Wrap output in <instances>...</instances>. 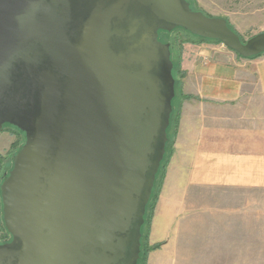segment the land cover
<instances>
[{
  "label": "water",
  "instance_id": "95a60500",
  "mask_svg": "<svg viewBox=\"0 0 264 264\" xmlns=\"http://www.w3.org/2000/svg\"><path fill=\"white\" fill-rule=\"evenodd\" d=\"M183 30L264 54L187 0H0V131L22 134L0 184V264H137L175 97Z\"/></svg>",
  "mask_w": 264,
  "mask_h": 264
},
{
  "label": "crops",
  "instance_id": "0c3cea01",
  "mask_svg": "<svg viewBox=\"0 0 264 264\" xmlns=\"http://www.w3.org/2000/svg\"><path fill=\"white\" fill-rule=\"evenodd\" d=\"M191 48L181 55L187 98L178 103L146 264H197L207 241L198 238L244 230L250 195L264 191V54L242 59L217 43Z\"/></svg>",
  "mask_w": 264,
  "mask_h": 264
},
{
  "label": "rangeland",
  "instance_id": "374dc122",
  "mask_svg": "<svg viewBox=\"0 0 264 264\" xmlns=\"http://www.w3.org/2000/svg\"><path fill=\"white\" fill-rule=\"evenodd\" d=\"M189 3L196 11L208 17L227 20L244 42L264 31V0H189ZM159 40L170 44L172 50L174 76L177 81V109L179 100L183 97L181 83L185 75L181 71L182 52L194 45L211 42L200 41L180 29L171 33L161 32ZM23 140V136L12 128L6 127L0 131V184L3 174L11 166L13 153L22 145ZM261 144L264 150V125ZM172 145L173 143L170 144L171 150ZM250 196L255 202L248 206L244 230L237 232L236 229H229V234L199 237V240L207 241L198 245L197 264H264V191L252 193ZM3 234L0 220V237Z\"/></svg>",
  "mask_w": 264,
  "mask_h": 264
},
{
  "label": "trees",
  "instance_id": "16d2710c",
  "mask_svg": "<svg viewBox=\"0 0 264 264\" xmlns=\"http://www.w3.org/2000/svg\"><path fill=\"white\" fill-rule=\"evenodd\" d=\"M187 1L189 2V0H187ZM190 7H191L192 10L196 11L191 6V4H190ZM228 26L232 29V27L229 25V23H228ZM197 39H199L200 41H203V42H211V43L220 44L218 41H210V40H204V39H200V38H197ZM261 55H259V56H261ZM259 56H256V57H259ZM256 57H253V58H256ZM253 58H251V59H253ZM171 60H172V63H173L172 75H173V78L175 80V97H174V99L172 101L173 110H172V114H171V117H170V125H169V127L167 129L168 142H167L166 148H165V156H164V159L161 162L160 169H159V171L157 173V176H156V180H155V183H154V187H153V191H152L151 198H150V200L148 202V205L146 207V212H145V216H144L145 223H144V226L141 229L142 236H141V246H140V257H139V261H138L137 264H146L147 254H148V251L151 249L148 246V243H147V241H148V230H149L150 221H151V218H152L153 209H154V206H155V203H156L157 195L159 193L160 186H161V182H162V179L164 177V170H165V167H166V165H167V163L169 161V158L171 156L172 150L170 149V144L173 142V138L175 136L176 126H177V122H178L177 119H178V116H179V107L177 109L175 108L177 81H176L175 76H174L175 63L173 62V59H172V50H171ZM183 98H187V97L183 96ZM13 130L16 131L17 133H19L17 130H15V129H13ZM23 142H24V140H23ZM23 142H22V144H23ZM19 147L16 149V151L19 149ZM16 151L13 153V155L16 153ZM13 155H12V157H13ZM11 166H12V160H11ZM11 166H10L9 170L11 169ZM6 173L3 174L2 178H1V181L5 177ZM0 214H1V205H0ZM0 220H1V226L3 228L4 233L6 235H8L6 233L4 227H3L1 215H0ZM8 237H9V235H8Z\"/></svg>",
  "mask_w": 264,
  "mask_h": 264
},
{
  "label": "flooded vegetation",
  "instance_id": "af4514ba",
  "mask_svg": "<svg viewBox=\"0 0 264 264\" xmlns=\"http://www.w3.org/2000/svg\"><path fill=\"white\" fill-rule=\"evenodd\" d=\"M20 135L22 136V134ZM7 241H9V237L4 233L3 236L0 237V244L5 243Z\"/></svg>",
  "mask_w": 264,
  "mask_h": 264
}]
</instances>
